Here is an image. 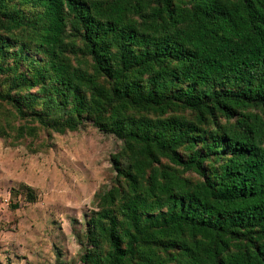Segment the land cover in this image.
Wrapping results in <instances>:
<instances>
[{
	"label": "trees",
	"instance_id": "1",
	"mask_svg": "<svg viewBox=\"0 0 264 264\" xmlns=\"http://www.w3.org/2000/svg\"><path fill=\"white\" fill-rule=\"evenodd\" d=\"M87 126L81 264H264V0H0V139Z\"/></svg>",
	"mask_w": 264,
	"mask_h": 264
},
{
	"label": "rangeland",
	"instance_id": "2",
	"mask_svg": "<svg viewBox=\"0 0 264 264\" xmlns=\"http://www.w3.org/2000/svg\"><path fill=\"white\" fill-rule=\"evenodd\" d=\"M35 142L37 152L31 154L29 140L17 145L0 139V179L6 178L11 188L12 183L31 181L41 198L49 200L45 206L43 202L20 211L26 212L27 226L33 225L39 235H30L35 231L27 227L17 234L8 232L13 236L0 238V264H81L84 247L79 234H84L96 207L95 193L110 185L115 175L111 155L123 143L93 126L52 136L40 130ZM13 226L7 220L5 230Z\"/></svg>",
	"mask_w": 264,
	"mask_h": 264
},
{
	"label": "crops",
	"instance_id": "3",
	"mask_svg": "<svg viewBox=\"0 0 264 264\" xmlns=\"http://www.w3.org/2000/svg\"><path fill=\"white\" fill-rule=\"evenodd\" d=\"M24 184L25 185L12 183L13 188H11V186H8L6 178L0 179V195H2V196H8L9 195L10 200L13 199L10 202L15 204V206L17 207L15 209H12L11 207L8 208L7 206H5L2 210H0V234H1L0 238L1 239H3V236H5V235H7L8 237L13 236L10 233L13 234L16 232V234H17L18 231L23 232V230H25L26 227H27V229L29 228V226H27V223H26L27 218H26V216L23 215L26 212L20 213V211L22 209H24L25 206L27 207L25 210H30V208L32 206H36V205L41 204L43 202H44L43 205L45 206V201H49V200H46V198H44V199L41 198L39 191L33 186V183L31 181L24 183ZM24 187H27V188L30 187V188H32V190L35 191V197H36L35 200H31V201L28 199L26 200V197H25L26 192H25ZM51 201H54V199L51 198L50 202ZM10 210L12 211V213H9V215H3V213L7 214L8 212H10ZM14 212H16V214H14ZM16 215H17V217H15ZM7 220H8V223L9 222L14 223V226L12 227V229H9L8 231L5 230L6 229L5 226L7 225ZM28 220L32 222L31 219H28ZM32 226L33 225H31V228H29V229H31V233H33L34 231H35V233L30 234V235H39L38 234L39 231L37 232L36 230H34V228H33L34 226L33 227ZM8 232H10V233H8Z\"/></svg>",
	"mask_w": 264,
	"mask_h": 264
},
{
	"label": "built area",
	"instance_id": "4",
	"mask_svg": "<svg viewBox=\"0 0 264 264\" xmlns=\"http://www.w3.org/2000/svg\"><path fill=\"white\" fill-rule=\"evenodd\" d=\"M10 197L0 195V210L9 204Z\"/></svg>",
	"mask_w": 264,
	"mask_h": 264
}]
</instances>
